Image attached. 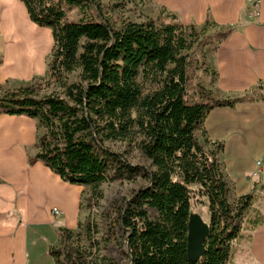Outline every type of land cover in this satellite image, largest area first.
Here are the masks:
<instances>
[{
  "label": "trees",
  "instance_id": "16d2710c",
  "mask_svg": "<svg viewBox=\"0 0 264 264\" xmlns=\"http://www.w3.org/2000/svg\"><path fill=\"white\" fill-rule=\"evenodd\" d=\"M20 2L34 25L51 30L53 42L43 85L49 92L36 82L0 88V114L38 121L37 152L28 164L42 162L62 181L89 187V208L102 198L103 183L145 181L102 213L100 239L90 217L76 232L59 229V241L48 251L54 263L227 264L253 196L228 202L218 158L223 145L206 137L201 144L196 133L205 136L203 121L213 108H233L246 98L218 100L198 83L196 98L189 101L188 84L205 28L215 27L211 35L220 39L232 30L217 28L208 18L201 29L184 26L175 16L168 23H117L103 15L97 0ZM63 5L77 11L76 21L68 19ZM71 74L76 76L70 83ZM107 142L133 146L149 164H130ZM192 199L209 214L205 252L196 261L186 251ZM100 244L116 247L121 261L102 254Z\"/></svg>",
  "mask_w": 264,
  "mask_h": 264
},
{
  "label": "crops",
  "instance_id": "0c3cea01",
  "mask_svg": "<svg viewBox=\"0 0 264 264\" xmlns=\"http://www.w3.org/2000/svg\"><path fill=\"white\" fill-rule=\"evenodd\" d=\"M154 1L184 26H203L208 18L232 30L206 56L214 73L206 84L222 100H246L213 108L203 128L209 142L223 145L218 158L228 202L253 196L227 264H264V0ZM35 27L20 0H0V85L19 87L45 74L46 52ZM37 125L23 115L0 114V264H55L48 251L59 229L75 232L80 223L83 186L62 181L42 162L28 164L37 152Z\"/></svg>",
  "mask_w": 264,
  "mask_h": 264
},
{
  "label": "rangeland",
  "instance_id": "374dc122",
  "mask_svg": "<svg viewBox=\"0 0 264 264\" xmlns=\"http://www.w3.org/2000/svg\"><path fill=\"white\" fill-rule=\"evenodd\" d=\"M98 3L102 6V13L107 18H111L115 20L117 23L121 21H131V22H143L146 19L153 20L156 24L159 22L168 23L171 22L170 15L166 10L157 4L154 0H97ZM65 10L67 17L69 20L76 21L79 17L77 11L74 8H67L66 6H62ZM176 18V17H175ZM177 19V18H176ZM198 29H201L202 26H197ZM36 30L39 31L42 40L39 43L42 45L46 52L44 67L45 74L42 76L35 77L31 80V82L27 83H41L42 86L44 82L47 80V60L50 57L51 49H52V37L51 30L48 28H39L35 27ZM206 30L201 33L199 37V45L195 47L193 51V57L197 60L196 69H191V80L188 84V100L192 101L196 98V85L199 83L203 85L208 91L212 93V95L218 98L216 92L211 91L210 86L207 87V82L214 80V73L210 72L209 66L206 62V56L209 52L214 49L215 44L219 41L218 36L211 35L215 27L208 26L205 28ZM211 35L210 37H208ZM76 74H71L69 76V82L71 83L75 78ZM16 82H8L4 85H0L1 90H8L16 88ZM26 84V83H25ZM24 85V84H23ZM19 86V85H18ZM51 87L43 86V92H49ZM254 97L258 92L252 93ZM264 94V91H263ZM40 132L37 131V136ZM196 137L198 141L203 144L205 136L202 133L197 132ZM106 146L109 147L112 151L116 153H122L126 160L132 165H148L149 162L145 160L141 154L134 149L133 146H129L126 143L122 142H107ZM145 185V181L142 179L136 180H116L110 183H103L100 186L102 191V198L98 201L97 206L93 208L88 207V198L90 196V188L87 186H83V191L80 199V224H82L87 217H90L97 224L99 233L96 238L100 239L105 233V225L102 219V213L108 208V206L115 202L120 201L121 199L129 198L139 187ZM191 211L192 213H197L201 216L203 221L206 223L209 222V214L207 208L202 205L199 200L192 199L191 202ZM240 222V221H239ZM239 231H240V223ZM238 231V235H239ZM76 232V231H75ZM237 240V239H236ZM234 240V241H236ZM233 241V242H234ZM100 250L102 254H107L112 256L113 258L121 261V253L114 246H104L100 244ZM123 260V259H122Z\"/></svg>",
  "mask_w": 264,
  "mask_h": 264
},
{
  "label": "water",
  "instance_id": "95a60500",
  "mask_svg": "<svg viewBox=\"0 0 264 264\" xmlns=\"http://www.w3.org/2000/svg\"><path fill=\"white\" fill-rule=\"evenodd\" d=\"M209 235V226L200 215L192 213L187 224V257L190 261H196L205 252L204 242Z\"/></svg>",
  "mask_w": 264,
  "mask_h": 264
},
{
  "label": "built area",
  "instance_id": "2783aa9c",
  "mask_svg": "<svg viewBox=\"0 0 264 264\" xmlns=\"http://www.w3.org/2000/svg\"><path fill=\"white\" fill-rule=\"evenodd\" d=\"M52 213H53L54 215H58L59 212H58L57 209H53V210H52Z\"/></svg>",
  "mask_w": 264,
  "mask_h": 264
}]
</instances>
